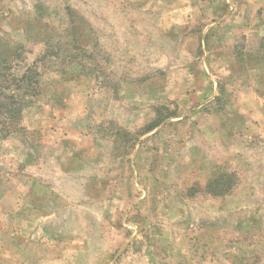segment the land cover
Returning <instances> with one entry per match:
<instances>
[{"label":"rangeland","instance_id":"rangeland-1","mask_svg":"<svg viewBox=\"0 0 264 264\" xmlns=\"http://www.w3.org/2000/svg\"><path fill=\"white\" fill-rule=\"evenodd\" d=\"M210 6L0 0L8 84L38 72L0 138V264H264V0ZM206 79L218 100L187 107Z\"/></svg>","mask_w":264,"mask_h":264},{"label":"trees","instance_id":"trees-1","mask_svg":"<svg viewBox=\"0 0 264 264\" xmlns=\"http://www.w3.org/2000/svg\"><path fill=\"white\" fill-rule=\"evenodd\" d=\"M14 49V55H16ZM12 58V56H11ZM0 56V138H6L12 132L19 130L22 111L25 106V95H36L38 92V72L34 65L26 66L20 74H12L11 84L6 79V68L11 65L12 59ZM237 181L234 172L218 170L209 178L204 191L213 196L228 194Z\"/></svg>","mask_w":264,"mask_h":264},{"label":"crops","instance_id":"crops-1","mask_svg":"<svg viewBox=\"0 0 264 264\" xmlns=\"http://www.w3.org/2000/svg\"><path fill=\"white\" fill-rule=\"evenodd\" d=\"M188 1H190V0H188ZM193 1H194V3L197 2L200 7H204L205 12H207L208 7L210 6V1H213V0H193ZM191 7H192V5L190 3H187V25L188 26L190 25L191 21L192 22L195 21L192 18L193 15L190 14ZM210 8H211V6H210ZM221 9H222V4L221 3H219V4L217 3V4L214 5V13H216V14L218 12L220 13ZM191 12H192V10H191ZM222 20H223V14H221L219 16V20L216 19L214 22H211V24L210 25L208 24V26H206V28H208V27H210L212 25H216L217 26V25H219L222 22ZM205 35H207V31L205 32ZM217 40H221V37L217 36ZM205 57H208V63H210L211 61L218 62V59L220 58V54L218 52L214 59L213 58H209V54L208 53H206ZM216 57H219V58H216ZM205 67H206V65H205ZM254 67L255 68H253V66L249 65L247 67L246 72L248 73V71H250V70L254 71L256 69L258 70V72L260 71V67L258 69V67L255 64H254ZM215 68L218 69L220 67L215 66ZM226 69H229V67L227 66ZM227 71H228V73H230V69L227 70ZM203 72H204V75H205L206 74L205 70ZM206 81L207 82H205V84H203V87L201 89H196V97H198V99H194L195 102H193V99L189 98L188 93H187V107L189 105H193L192 103H196L197 101H198V106L197 107H200V108L203 107V106L207 107L211 103H213L214 101L218 100L217 97H219V96L216 95V93H217V89H218V92L220 93L221 88L219 87V85L213 86L212 84H210V82L207 79H206ZM215 97H216V99H215ZM229 102H230L229 100H223L222 99V102H221L220 106L225 108ZM229 107H231V105H229ZM221 112H223V111L218 109V111H216V112L207 113V114L215 115L217 117L216 118V122H217V124H219V126H215L213 128H212V126H206V129H207L206 133L207 134L211 133L214 136L217 135V136L221 137L222 133L224 134V132L226 131V130L223 131V129H222V126H223L222 125V123H223V115H221ZM233 112H235V111L232 110L231 114ZM207 117H209V116H207ZM218 117H220V118H218ZM231 120H232L233 124L234 123H239V119H235L234 120V118H232ZM227 130H228V128H227ZM218 143H219V145L221 144V142H218Z\"/></svg>","mask_w":264,"mask_h":264}]
</instances>
